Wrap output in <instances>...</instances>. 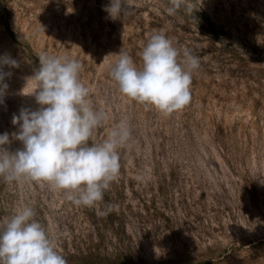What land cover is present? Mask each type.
Masks as SVG:
<instances>
[{"label": "rangeland", "instance_id": "1", "mask_svg": "<svg viewBox=\"0 0 264 264\" xmlns=\"http://www.w3.org/2000/svg\"><path fill=\"white\" fill-rule=\"evenodd\" d=\"M0 0V54H11L0 103V133L12 116L36 109L23 95L42 53L76 59L93 107L104 114L89 143L121 120L131 138L120 174L94 207L38 181L0 177V223L33 207L67 264H264V0ZM154 33L199 58L191 99L163 114L128 99L110 74L118 53L139 68ZM24 87V88H23ZM104 212L105 215L100 213Z\"/></svg>", "mask_w": 264, "mask_h": 264}, {"label": "clouds", "instance_id": "2", "mask_svg": "<svg viewBox=\"0 0 264 264\" xmlns=\"http://www.w3.org/2000/svg\"><path fill=\"white\" fill-rule=\"evenodd\" d=\"M169 13L184 0H171ZM111 20H120L124 0H109L103 9ZM110 66V74L122 95L151 105L163 114L181 110L190 99L192 72L199 58L180 50L162 33H154L143 48L142 66L126 52ZM8 68H18L11 54H0V103L8 88ZM82 64L76 59L42 53L39 67L23 95L33 96L39 107H22L12 116L18 130L11 134L22 147L10 150V133H0V177L6 182L38 181L65 191L76 205L94 207L120 174L119 150L131 138L127 120H121L101 143H89L104 114L92 105L89 89L81 82ZM24 88V87H23ZM101 215L106 213L101 212ZM33 207H20L0 223V264H67L45 226L35 219Z\"/></svg>", "mask_w": 264, "mask_h": 264}]
</instances>
